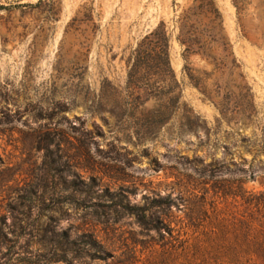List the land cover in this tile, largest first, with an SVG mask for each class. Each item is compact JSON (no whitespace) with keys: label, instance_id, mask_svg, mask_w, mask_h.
I'll return each instance as SVG.
<instances>
[{"label":"rangeland","instance_id":"obj_1","mask_svg":"<svg viewBox=\"0 0 264 264\" xmlns=\"http://www.w3.org/2000/svg\"><path fill=\"white\" fill-rule=\"evenodd\" d=\"M204 178L264 192V0H0L3 262L153 264Z\"/></svg>","mask_w":264,"mask_h":264},{"label":"trees","instance_id":"obj_2","mask_svg":"<svg viewBox=\"0 0 264 264\" xmlns=\"http://www.w3.org/2000/svg\"><path fill=\"white\" fill-rule=\"evenodd\" d=\"M207 172L201 171L204 175ZM243 180H237L234 188L228 182L221 183L223 180L207 188L210 179L204 178L201 188L182 195L186 209L183 220L175 221L168 215L175 204L169 196L153 199L148 207L125 205L123 209L128 214L135 211L137 223L147 233L154 230L158 234L159 251L154 252L158 258L153 264H264V192L245 191ZM82 244L79 252L102 250L91 236ZM105 256L111 258L112 254L106 251ZM0 264L7 263L0 259Z\"/></svg>","mask_w":264,"mask_h":264}]
</instances>
